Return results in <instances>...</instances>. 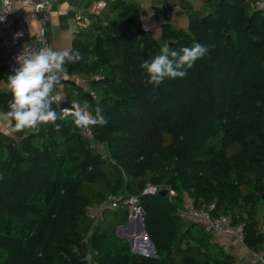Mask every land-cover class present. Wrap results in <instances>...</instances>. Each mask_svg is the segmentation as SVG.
Returning a JSON list of instances; mask_svg holds the SVG:
<instances>
[{
    "label": "trees",
    "instance_id": "obj_1",
    "mask_svg": "<svg viewBox=\"0 0 264 264\" xmlns=\"http://www.w3.org/2000/svg\"><path fill=\"white\" fill-rule=\"evenodd\" d=\"M205 1L200 12L179 0L188 26H175L166 11L158 37L143 32L131 0L108 1L107 21L87 14L69 49L84 60L66 68L87 78L88 88L67 78L62 96L102 107L108 123L89 129L107 158L69 117L57 121L60 130L0 131V264H236L200 221L179 214L184 197L243 224V244L262 248L264 9L252 0ZM196 43L209 50L184 78L144 83V60L164 46ZM10 99L0 87V111ZM148 184L175 195L144 193ZM110 195L118 207L90 218L88 210ZM133 196L154 256L133 253L108 226L107 213L128 221Z\"/></svg>",
    "mask_w": 264,
    "mask_h": 264
},
{
    "label": "clouds",
    "instance_id": "obj_2",
    "mask_svg": "<svg viewBox=\"0 0 264 264\" xmlns=\"http://www.w3.org/2000/svg\"><path fill=\"white\" fill-rule=\"evenodd\" d=\"M29 31L32 35L31 26ZM208 50L207 45L200 43L179 49L162 47L151 59L144 60L139 65L146 77L144 83L158 86L166 79L184 78L187 71ZM82 60L84 55L79 50H57L50 47L24 58L18 56L16 63L19 67L14 68L6 78L5 87L11 94V99L7 110L0 111V131L14 134L49 124L60 130L62 125L57 121L62 122L68 116H71L74 125L81 130L91 126H105L108 121L99 104L93 107L85 101L82 105L74 103L71 108L59 111L53 107L58 100L55 95L57 86L69 75L66 65Z\"/></svg>",
    "mask_w": 264,
    "mask_h": 264
},
{
    "label": "built area",
    "instance_id": "obj_3",
    "mask_svg": "<svg viewBox=\"0 0 264 264\" xmlns=\"http://www.w3.org/2000/svg\"><path fill=\"white\" fill-rule=\"evenodd\" d=\"M108 1L112 0H95L97 7L105 8ZM255 9H264V0H252ZM14 0H0V58L6 64L7 76L11 75L14 68L19 67L16 63V58H24L32 53H35L45 47H49V42L45 35V27L51 16V3L52 0H28L27 7L35 15L36 23L38 25V32L34 42H30L21 38L16 29L14 18L12 14ZM140 24L143 32L150 33L149 26L142 20ZM161 24V21H158ZM74 78L79 81V83L86 88L87 78L81 77L75 74ZM87 89V88H86ZM89 94L91 97L95 98V93L89 89ZM56 104L59 107V103L64 99H61L58 94ZM71 108L73 104H70ZM60 109V108H59ZM64 109V108H61ZM71 118V116H68ZM81 135L90 142L91 147H95L101 155H106L105 148L102 144H97L92 140L90 129L81 130ZM164 187L155 186L148 184L143 192L148 194L158 193ZM167 197L171 198L175 195L173 190L167 188ZM128 204V218L130 225L138 227L141 214V206L138 204L137 197H130L127 201ZM118 207V198L110 195L106 200L101 202L99 205L94 206L88 210V216L92 219H98L102 211L105 209H116ZM212 205L207 207L196 208L192 204H189L185 211L179 209V214L188 217V219L198 220L205 224L206 230L211 233H224L233 236L236 240L243 243V224L232 223L230 217L226 214L212 215L210 213V208ZM122 232H125L123 229ZM127 233V232H126ZM126 236L130 243V250L133 253L151 256L155 254L153 250V245H150V241L147 235L142 231L138 234L136 231H129ZM250 254L253 260L259 261L264 264V244L262 248L258 251L250 250Z\"/></svg>",
    "mask_w": 264,
    "mask_h": 264
},
{
    "label": "crops",
    "instance_id": "obj_4",
    "mask_svg": "<svg viewBox=\"0 0 264 264\" xmlns=\"http://www.w3.org/2000/svg\"><path fill=\"white\" fill-rule=\"evenodd\" d=\"M27 1L28 0H14L12 14L13 18L19 19L24 26V31H22L15 24L19 36L25 40L34 42L38 32V25L36 23L35 15L27 7ZM131 1L136 5L139 11L140 19L149 26L150 33L153 34L155 37H158L160 35V25L158 24V21L163 22L167 20L165 15L166 11L170 16V21L175 26L181 28H186L188 26V15L182 8L179 0ZM188 1L195 9L199 10L200 12L206 10L207 5L205 0ZM88 13L98 14L103 18L104 21H107L111 17H113V15L109 12L107 6L105 8H99L97 7L95 0H52L51 16L45 27V35L49 42V47L57 50H69L72 43L73 32L80 29V27L85 26V24L87 23ZM30 26L31 31L33 33L32 35H30L29 31ZM0 73V87L1 89L8 91L5 87L7 78V67L2 58H0ZM74 75L75 74H69L68 78H73L78 82V84H80L79 81L74 78ZM65 80H63L57 86V94L61 99L64 100L65 98L62 96V88L63 82ZM87 83L86 88H88ZM261 203H264L263 200L261 201ZM261 203L260 207H262ZM189 204H191L190 200L184 197L181 200V203L179 204V209L183 210L184 205L185 207H188ZM201 223L206 230L205 224L203 222ZM139 226L140 224H138V228ZM123 229L125 230V232H122ZM132 229L133 227L128 222V225L126 227L118 229V234L128 239L126 234L128 233V231L131 232L134 230ZM211 235L212 242L216 243L226 253L232 255L235 259L236 264H261L259 261L253 260L250 254V250L243 243L236 240L233 236L230 235L229 237H220L216 236V234L214 233H211Z\"/></svg>",
    "mask_w": 264,
    "mask_h": 264
},
{
    "label": "rangeland",
    "instance_id": "obj_5",
    "mask_svg": "<svg viewBox=\"0 0 264 264\" xmlns=\"http://www.w3.org/2000/svg\"><path fill=\"white\" fill-rule=\"evenodd\" d=\"M263 202H264V199H263ZM261 206L262 207H260V210H259L258 221H259V223H260V225H261V227H262V229L264 231V222H263V220H264V203H261ZM186 207L184 205V207H183L184 208L183 209L184 211L187 209ZM113 210H115V209H112V211ZM111 215H112L111 213H107L106 214V219H107V222H108V226L110 228V231H112V232L115 231L118 234V229L119 228H124V227H126L128 225L129 218H128V221H118L117 219L114 220L113 218H111ZM183 217H185V216H183ZM186 219L188 220V217H185V220ZM133 229L132 230L138 232V234H141L142 233V231L138 227L137 228L134 227ZM216 236H220V237L221 236H226V237H229L230 235L224 234V233H217Z\"/></svg>",
    "mask_w": 264,
    "mask_h": 264
},
{
    "label": "water",
    "instance_id": "obj_6",
    "mask_svg": "<svg viewBox=\"0 0 264 264\" xmlns=\"http://www.w3.org/2000/svg\"><path fill=\"white\" fill-rule=\"evenodd\" d=\"M14 23L16 24V26H18L22 31H24V26H23V24H22V22L19 20V19H14ZM71 105L69 104V102L68 101H66V100H63V101H61L60 103H59V108L61 109V108H68V107H70ZM105 158H107V156H104V159ZM166 193H167V189H161L160 191H159V194H161V195H166ZM262 199H264V193L262 194ZM143 218H144V211L143 210H141V214H140V221H139V224H140V226H139V229L141 230V231H143L144 230V226H143ZM150 245L152 246V243H150ZM153 250H154V248H153ZM155 255V254H154ZM154 255H151V256H154Z\"/></svg>",
    "mask_w": 264,
    "mask_h": 264
},
{
    "label": "bare ground",
    "instance_id": "obj_7",
    "mask_svg": "<svg viewBox=\"0 0 264 264\" xmlns=\"http://www.w3.org/2000/svg\"><path fill=\"white\" fill-rule=\"evenodd\" d=\"M106 156V155H105ZM163 189H167V188H163ZM167 194V193H166Z\"/></svg>",
    "mask_w": 264,
    "mask_h": 264
}]
</instances>
